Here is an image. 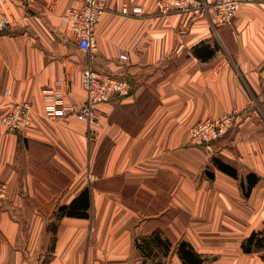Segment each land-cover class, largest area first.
Wrapping results in <instances>:
<instances>
[{"label": "crops", "instance_id": "1", "mask_svg": "<svg viewBox=\"0 0 264 264\" xmlns=\"http://www.w3.org/2000/svg\"><path fill=\"white\" fill-rule=\"evenodd\" d=\"M82 1L0 0L15 21L0 33V118L17 101L32 104L27 129L0 126V264H143L153 239L171 244L166 264H182L181 242L206 264H264V250L242 249L253 233L264 239V0L218 27L198 12L160 16L156 0H108L93 54L67 36L65 13ZM85 65L132 86L98 106L91 146L84 122L46 116L42 99L65 81L67 101L81 106ZM232 112L225 138L189 144L196 122ZM210 158L237 178L213 166L202 174ZM248 175L257 182L246 196ZM69 207L85 217L60 216Z\"/></svg>", "mask_w": 264, "mask_h": 264}, {"label": "built area", "instance_id": "2", "mask_svg": "<svg viewBox=\"0 0 264 264\" xmlns=\"http://www.w3.org/2000/svg\"><path fill=\"white\" fill-rule=\"evenodd\" d=\"M107 3L108 0H83L79 8L66 11L67 36L80 52L84 54L96 52L95 29L99 19L107 12ZM253 3L255 0H214L212 3H207L205 0H156L155 7L160 16H166L173 11L202 13L208 15L211 26L218 27L230 24L241 5ZM134 13L139 14L140 10L135 9ZM121 14L124 16L128 14L127 6L122 8ZM14 24L11 14L0 5V32L11 29ZM143 39L144 36L140 38L131 53L140 48ZM129 53L120 50L119 60L127 62ZM80 84L85 94L81 106L67 101L71 91L65 81H56L46 86L42 90L44 114L52 118L73 116L78 121L84 122L87 126L86 138L90 144L95 142L99 133L101 114L98 106L115 97L128 96L132 86L126 79L104 77L89 65H85L80 72ZM4 95H9V92L5 91ZM31 114L32 104L29 101H17L8 113L1 116L0 126L6 133L25 130L31 124ZM236 119L237 113L232 112L196 122L189 129V144L202 147L222 140L233 129ZM93 179L90 174L86 176L87 182ZM7 196V184L0 181V202L6 200Z\"/></svg>", "mask_w": 264, "mask_h": 264}, {"label": "trees", "instance_id": "3", "mask_svg": "<svg viewBox=\"0 0 264 264\" xmlns=\"http://www.w3.org/2000/svg\"><path fill=\"white\" fill-rule=\"evenodd\" d=\"M212 163L214 167L233 178H237L236 171L231 168L230 166L226 165L222 161L212 158ZM247 181V192L246 196L248 195L251 187L256 184L257 178L255 176L248 175L246 177ZM72 206V205H71ZM59 212L61 213L60 216H68V217H85L86 214H78L75 213L71 207L69 208H60ZM254 247V248H253ZM242 249L246 253H250L255 250H264V239L259 238V235L253 233L242 245ZM177 255L182 261V264H206L203 259L191 248V246L186 242H181L177 247Z\"/></svg>", "mask_w": 264, "mask_h": 264}, {"label": "rangeland", "instance_id": "4", "mask_svg": "<svg viewBox=\"0 0 264 264\" xmlns=\"http://www.w3.org/2000/svg\"><path fill=\"white\" fill-rule=\"evenodd\" d=\"M0 33H2V32H0ZM22 100H24V99H22ZM236 124V123H235ZM17 132H19V131H17ZM6 133V132H5ZM14 133H16V132H14ZM12 134V133H11ZM97 136H99V133H98V135ZM98 138V137H97ZM97 140V139H96ZM96 140H95V142H96ZM94 142V143H95ZM215 143V142H214ZM91 144H93V143H90L89 145L91 146ZM210 145V144H209ZM192 146V145H191ZM208 146V145H207ZM204 147H206V146H202V147H198V148H204ZM209 164L208 165H206V166H204L203 167V169L205 168V170H202V174H205L206 176L209 174L208 173V171H209V169H211V166H213L214 167V165H213V163H212V159L210 158L209 159V162H208ZM88 174H90V175H92L93 176V181H91V182H88L89 184L90 183H92V182H94L95 181V176L89 171L88 172ZM87 174V175H88ZM86 179V178H85ZM154 238V237H153ZM180 244V243H179ZM190 245V244H189ZM142 246L145 248V254H149V255H151V256H148V257H146V258H143L144 259V263L143 264H145V262L147 261V264H148V259L150 260V261H152V263L151 264H166V262H165V260L164 259H166V257H165V255H166V253L167 252H170L171 250V244L169 243V242H166V241H158L157 242V240L156 239H153V240H151V241H148V243H143L142 244ZM178 247V246H177ZM176 247V248H177ZM192 248V247H191ZM254 248V247H253ZM193 249V248H192ZM256 251H260V250H255L254 252H256ZM162 254H163V256H162ZM43 260V259H42ZM205 262H206V260L205 259H203ZM43 262H45L44 260L41 262V264H43Z\"/></svg>", "mask_w": 264, "mask_h": 264}]
</instances>
